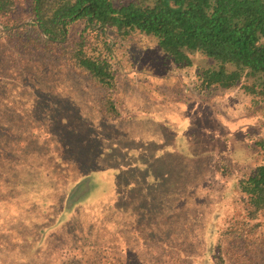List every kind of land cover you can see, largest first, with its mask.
<instances>
[{"label":"rangeland","instance_id":"obj_1","mask_svg":"<svg viewBox=\"0 0 264 264\" xmlns=\"http://www.w3.org/2000/svg\"><path fill=\"white\" fill-rule=\"evenodd\" d=\"M14 2L0 23V264H61L86 240L146 264L179 247L212 264L238 179L263 157L264 106L192 94L140 34H107L110 91L72 65L82 24L45 43L30 0Z\"/></svg>","mask_w":264,"mask_h":264},{"label":"trees","instance_id":"obj_2","mask_svg":"<svg viewBox=\"0 0 264 264\" xmlns=\"http://www.w3.org/2000/svg\"><path fill=\"white\" fill-rule=\"evenodd\" d=\"M14 5L0 0L1 24ZM30 12L45 43L66 40L71 26L82 24L70 47L72 65L110 91L116 63L107 34H140L155 41L192 94L235 91L264 106V0H30ZM108 107L116 109L111 100ZM258 145L261 163L238 179L239 213L217 232L212 264H264V143ZM220 166L224 174V161ZM185 252L164 251L151 264H193ZM122 253L86 240L61 264H146Z\"/></svg>","mask_w":264,"mask_h":264},{"label":"clouds","instance_id":"obj_3","mask_svg":"<svg viewBox=\"0 0 264 264\" xmlns=\"http://www.w3.org/2000/svg\"><path fill=\"white\" fill-rule=\"evenodd\" d=\"M155 45H157V44H152L149 48H152V47H154ZM147 49V48H146ZM143 50V49H142Z\"/></svg>","mask_w":264,"mask_h":264},{"label":"water","instance_id":"obj_4","mask_svg":"<svg viewBox=\"0 0 264 264\" xmlns=\"http://www.w3.org/2000/svg\"><path fill=\"white\" fill-rule=\"evenodd\" d=\"M182 86H184V85L182 84Z\"/></svg>","mask_w":264,"mask_h":264}]
</instances>
